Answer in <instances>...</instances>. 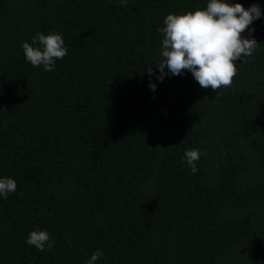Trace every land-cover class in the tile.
I'll list each match as a JSON object with an SVG mask.
<instances>
[{
	"label": "trees",
	"instance_id": "16d2710c",
	"mask_svg": "<svg viewBox=\"0 0 264 264\" xmlns=\"http://www.w3.org/2000/svg\"><path fill=\"white\" fill-rule=\"evenodd\" d=\"M207 2L0 0V176L17 184L0 264H85L98 248V264H264V15L230 86L156 78L163 18ZM37 31L63 34L53 71L24 59ZM37 227L43 252L25 243Z\"/></svg>",
	"mask_w": 264,
	"mask_h": 264
},
{
	"label": "clouds",
	"instance_id": "9594fccd",
	"mask_svg": "<svg viewBox=\"0 0 264 264\" xmlns=\"http://www.w3.org/2000/svg\"><path fill=\"white\" fill-rule=\"evenodd\" d=\"M264 10L257 3L247 8L235 0H208L205 8L191 12L168 13L163 18L159 61L155 65L157 81L166 76L183 75L190 72L201 88L213 91L221 86H230L236 75L237 61L250 57L258 46L249 27L253 21L261 18ZM247 32L245 35V30ZM24 59L33 67L53 71L57 60L67 55V46L63 34L50 31L45 34L37 31L29 41L21 43ZM153 74V67L148 71ZM148 87L155 92L156 83L149 81ZM201 153L197 149L184 152V161L192 173L198 171L196 161ZM17 190L14 178L0 176V199H6ZM25 243L38 251L53 246L47 229L39 227L31 230ZM104 257L102 249L93 251L85 264H98Z\"/></svg>",
	"mask_w": 264,
	"mask_h": 264
}]
</instances>
